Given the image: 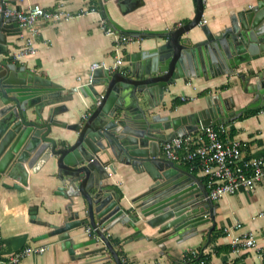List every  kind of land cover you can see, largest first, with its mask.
Wrapping results in <instances>:
<instances>
[{
  "label": "water",
  "instance_id": "95a60500",
  "mask_svg": "<svg viewBox=\"0 0 264 264\" xmlns=\"http://www.w3.org/2000/svg\"><path fill=\"white\" fill-rule=\"evenodd\" d=\"M16 1L0 0V184L28 188L31 172L53 161L56 171L51 176L59 183L55 193L66 200L64 223L36 240L56 235L63 249L82 259L94 250L80 249L100 238L104 246L99 250H109V264H123L100 225L120 221L142 236L138 221L144 218L167 231L159 244L198 234L200 225L215 218L214 201L192 171L161 155V143L201 127L229 124L249 109L264 107V64L255 65L264 59V0L231 12L229 23L217 32L201 23L203 0H193L195 16L189 22L162 30L126 29L111 15L112 0H98L101 17L118 32L154 43L128 52L121 70L91 71L89 81L73 91L88 96L92 108L71 122L58 118L68 111L61 103L63 90L7 55L14 43L8 37L21 32L16 17L6 14L8 4ZM143 3L115 0L122 14ZM197 26L204 37L195 40L188 33ZM217 75H236L243 92L254 95L252 100L236 108L233 97L217 94L207 96L205 106L190 114L156 110L179 79ZM55 127H67L73 134L59 140L52 136ZM117 164L145 171L152 180L135 198L133 211L124 210L118 193L103 183L117 172ZM84 224L95 228V235L76 240Z\"/></svg>",
  "mask_w": 264,
  "mask_h": 264
},
{
  "label": "crops",
  "instance_id": "0c3cea01",
  "mask_svg": "<svg viewBox=\"0 0 264 264\" xmlns=\"http://www.w3.org/2000/svg\"><path fill=\"white\" fill-rule=\"evenodd\" d=\"M17 0L8 7L27 8L33 3H40L54 9L63 4L68 9L78 12L82 8L97 7L98 0ZM144 3L127 14H122L115 0L110 1V12L126 29L162 30L176 28L189 22L195 16L193 0H143ZM203 19L213 32L219 31L229 23L230 14L253 5L256 0H203ZM100 10L78 14L73 18L55 23L40 25L35 35L38 51L30 56L15 59L11 52L20 48L25 38L21 32L8 37L14 43L8 56L11 61L24 64L36 73L54 82L63 90L61 103L68 106V111L58 118L71 122L87 114L92 108L91 99L80 91H73L82 83L89 81L91 64L105 60L113 64L116 58L114 37L100 27ZM17 21V20H16ZM18 23V22H17ZM195 40L203 38L200 26L188 33ZM154 39L135 38L129 41L121 51L123 57L128 52L138 50L142 44H153ZM262 66L264 59L255 62ZM121 68H125L124 66ZM244 68V67H241ZM72 90V91H71ZM223 94L233 97L236 108L245 106L253 98L252 93H244L242 84L236 75H217L209 77H191L179 79L165 92L156 110L172 115L190 114L205 106L207 96ZM181 102L174 107V101ZM252 110V109H249ZM249 110L243 112V116ZM231 120L228 126L229 137L242 142L245 156H264V107L254 113ZM67 127H55L52 136L65 140L72 135ZM161 155H165L161 143ZM192 171L201 184L208 188L209 177L200 169L192 168L184 160L175 161ZM117 172L107 177L103 183L119 195V204L124 210L133 211L135 198L151 183L145 171L138 172L131 166L117 164ZM56 171L52 161L38 172H31L30 186L19 191L0 184V252L7 257L30 243L46 245L42 253H32L16 264H109L106 259L108 249L99 250L104 242L99 238L94 244L87 245L80 251L94 250L85 258L79 259L63 249L58 236L36 240L38 236L62 225L66 219L63 196L55 193L58 181L51 175ZM83 214V213H82ZM214 220L200 225L198 234L178 241V237L159 244L158 238L167 231H161V225L152 227L142 218L138 221L142 236L137 235L132 227L120 221L110 224L106 234L121 240L120 250L126 264H264L262 248L264 246V179L254 189L241 187L234 194H226L214 201ZM215 225L211 229L212 225ZM90 224H84L76 240L93 238L85 232ZM213 233L217 234L211 240ZM253 233L258 246L246 247L237 240ZM98 250V251H96ZM194 252L202 259H196ZM105 259V260H104Z\"/></svg>",
  "mask_w": 264,
  "mask_h": 264
},
{
  "label": "built area",
  "instance_id": "2783aa9c",
  "mask_svg": "<svg viewBox=\"0 0 264 264\" xmlns=\"http://www.w3.org/2000/svg\"><path fill=\"white\" fill-rule=\"evenodd\" d=\"M99 10L93 6L75 12L63 4L50 9L40 3H33L23 9L7 7L6 14L14 15L21 28L26 30V33L21 34L25 38L23 45L14 49L11 54L15 59L35 54L38 51L35 35L40 31V25L66 21L75 15ZM204 22L205 20L202 19L201 23ZM100 27L114 37L116 58L113 64H108L105 60L93 62L90 66L91 71L99 67L111 71L123 69L121 67L125 65V61L121 51L125 44L135 37L118 32L105 18L100 19ZM162 149L164 156L169 160L187 161L192 168H200L209 177L207 198L213 201L226 194H234L241 187L254 189L264 179V156H245L242 142L237 138L229 137L228 126L225 124L201 127L182 136H176L163 142ZM99 228L105 233L108 230L104 225H100ZM85 232L89 236L95 235V228L91 225L87 226ZM237 241L246 247L258 246L253 233ZM1 246L0 236V248ZM46 249V245L30 243L7 257L0 252V264H16L32 253H42ZM262 254L264 255V246ZM194 256H197V252H194Z\"/></svg>",
  "mask_w": 264,
  "mask_h": 264
},
{
  "label": "trees",
  "instance_id": "16d2710c",
  "mask_svg": "<svg viewBox=\"0 0 264 264\" xmlns=\"http://www.w3.org/2000/svg\"><path fill=\"white\" fill-rule=\"evenodd\" d=\"M93 1H94L95 3H97L96 0H93ZM98 6H99V4H98ZM108 23H109V22H108ZM122 33H124V34H128V35H131V32H129V31H124V32H122ZM180 102H181L180 100L176 99V100L174 101V107H175L176 105H178ZM254 112H255V109L249 110L247 113H245L243 116H240V117H244L245 115H249V114L254 113ZM216 237H217V234L213 233L211 240H214ZM109 239L111 240V242H112L114 248L117 250V252H118V254H119V256H120V258H121L123 264H126L125 259H124V254H123V252H122V251L120 250V248H119V245H120V243H121V240H117V239L115 240V239H113V238H111V237H109ZM195 258H196V259L199 258V259L201 260V259H202V255H201V256L197 255Z\"/></svg>",
  "mask_w": 264,
  "mask_h": 264
}]
</instances>
